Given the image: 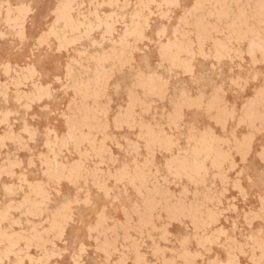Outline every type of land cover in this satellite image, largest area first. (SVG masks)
I'll list each match as a JSON object with an SVG mask.
<instances>
[{
  "label": "rangeland",
  "instance_id": "obj_1",
  "mask_svg": "<svg viewBox=\"0 0 264 264\" xmlns=\"http://www.w3.org/2000/svg\"><path fill=\"white\" fill-rule=\"evenodd\" d=\"M0 264H264V0H0Z\"/></svg>",
  "mask_w": 264,
  "mask_h": 264
},
{
  "label": "bare ground",
  "instance_id": "obj_2",
  "mask_svg": "<svg viewBox=\"0 0 264 264\" xmlns=\"http://www.w3.org/2000/svg\"><path fill=\"white\" fill-rule=\"evenodd\" d=\"M214 6V5H213ZM68 79V78H67Z\"/></svg>",
  "mask_w": 264,
  "mask_h": 264
}]
</instances>
